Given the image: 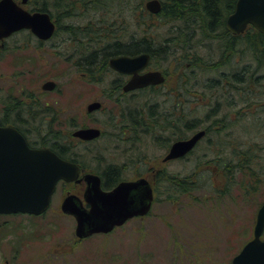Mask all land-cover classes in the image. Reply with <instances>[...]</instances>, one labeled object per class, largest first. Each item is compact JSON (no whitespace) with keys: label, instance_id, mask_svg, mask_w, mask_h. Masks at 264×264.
Masks as SVG:
<instances>
[{"label":"rangeland","instance_id":"374dc122","mask_svg":"<svg viewBox=\"0 0 264 264\" xmlns=\"http://www.w3.org/2000/svg\"><path fill=\"white\" fill-rule=\"evenodd\" d=\"M74 20L82 21L80 18L63 20L62 29L44 46L38 45L35 35L27 29L6 38L5 46L0 49V101L9 100V97L11 100H21L24 94H29L36 95L44 104L51 103L55 111L53 114L60 117L59 133L65 138L83 126L101 128L104 134L89 147L102 155L88 154L82 157L95 172L103 173L109 161L119 165L125 163L120 172L126 177L132 173L140 175L148 172V161L158 168H166L170 173L181 172L189 176V190L177 198H167L168 193L161 187L159 197L147 216L134 218L111 233L78 241L75 219L63 215L62 211L53 210H56L62 196V187L58 186L50 212L39 216L0 215V264H4L5 260L9 264H231V257L252 234V221L248 229L238 227L242 218L232 220L235 222L231 226L241 230L230 231L233 219L230 217V168L218 165L219 162L230 161L227 151L228 147L230 151V137L226 136L230 132V90L226 91L227 99L221 94L225 101L217 117L226 114L228 118L215 123L219 132H212L207 140L201 141L185 160L162 165L160 162L166 147L159 143L154 134L159 135L163 130L152 128L153 134H142L134 137L136 140L130 136L119 140V128L115 125L117 105L108 96L110 89L92 81L90 75V79L82 77V66L78 67L67 59L75 49L74 44L82 43H73L64 30V24ZM171 24L160 21L155 32L161 34V38H168L171 36ZM56 41L58 47L52 48ZM205 43L198 46L201 55L218 59L221 53L218 43L214 40ZM237 52L236 58L247 60L252 56L245 52L244 43L237 45ZM168 60L162 59L164 67H167ZM195 69L198 83H207L209 79L229 70L230 66ZM94 73L97 74V70ZM114 77V74H110L109 80ZM48 79L57 82L54 90L42 89L43 82ZM201 90L198 93L188 90L191 99L206 101L209 105V98L200 96ZM217 99L214 98L215 101ZM94 100L103 101V108L90 113L87 105ZM205 103L188 106L187 110L205 116L210 110L204 106ZM37 125L41 126L36 129L38 135L46 133L48 126L44 128L42 122ZM55 129L56 123L54 129L50 127L47 132L52 133ZM38 135L29 134L31 139ZM208 140H215L219 146ZM220 149L223 153H220ZM166 185L170 183L167 181ZM234 194L240 193L236 189ZM24 233L27 234L28 240L25 242H29L28 245H22L20 237ZM29 236H33L30 241Z\"/></svg>","mask_w":264,"mask_h":264},{"label":"flooded vegetation","instance_id":"af4514ba","mask_svg":"<svg viewBox=\"0 0 264 264\" xmlns=\"http://www.w3.org/2000/svg\"><path fill=\"white\" fill-rule=\"evenodd\" d=\"M254 30L256 32L262 33L256 27H254ZM244 32L240 34H243ZM230 34L232 35L231 40L234 36L240 35L234 34L231 31ZM55 36L56 34L47 40L40 39L36 36L35 38L37 39L38 45L44 46V44L53 39ZM69 37L68 38L71 39L73 43L76 41L82 42L77 43L76 46L74 44L75 49H73L69 54V56H71V61L78 67L82 66L84 69L82 77L89 78L88 76L90 75L92 81L102 83L107 89H110L111 91L108 96L114 99L117 105V111L115 114L117 124L115 125H117L119 128V134H117L119 140H122L127 136H130V138L133 139L134 137H139L142 134H153L152 128L163 130V132L159 135L154 134V137L160 141L159 143H161L163 147H166V151L160 162L162 165H164L167 162L185 160L201 141L208 139L206 130L207 127L210 126L216 128V119L219 117L210 115L207 116V114L205 116H197L195 114L192 115L191 112H189L190 110H187L188 106H193L200 102H206L198 99H188V90L205 89L210 84L187 83L185 69L183 68L187 64L184 53L181 54L180 52V54L176 55L177 51H159V54H165L163 58L169 59L167 61V67H164L162 61L163 58L154 59L149 52L142 51L137 53L118 54L135 56L141 53H149V63L144 69L140 70L139 73L143 74L148 71L160 70L165 76V80L161 83L149 84L133 89H125L126 84L131 80L134 74L121 72L113 69L110 66V59L118 55H114L109 58V67L107 68L108 71L106 73L95 68L98 73H94V75L91 76L89 66L87 65L89 61H87V58L85 57L89 53V44L87 42L88 39L85 36L73 34H70ZM147 38L155 40L157 36H150ZM126 39H139V37L128 36ZM5 40L6 38L4 40H0V49L5 46ZM234 42V40L231 41L230 132L226 133V136L230 137V151L229 147L227 148V151L230 154V161L219 162L218 165H220L222 168H230V217L233 218L231 221H236L242 218L241 225L238 227H248V229L250 225L249 222L252 221V234L242 244V246L239 248V251L231 257V264H234V257L242 251L245 245L254 239L259 211L264 205V140L262 141L264 133V37L260 42L261 45L259 46V56L257 57L256 55L252 54V56H250L247 60L235 57L238 52ZM241 44L242 43H239V46ZM166 45L169 46L168 44H164L161 45V47H166ZM51 46L52 48L58 47V42H54V44ZM154 48H160V46L156 44L154 45ZM110 74H114L115 76L111 80H109ZM208 101L210 104L212 103L210 100ZM1 102L3 103L1 104ZM101 102L103 103V101ZM209 105L207 103L204 104V106L211 108ZM52 108L53 106L51 103L46 102L44 104L42 100L37 98L36 95L24 94V98L21 100H11L10 97L9 100L2 99L0 101V125L11 126L18 129L32 148H49L58 153V144H56L57 140L50 139L49 135L53 133L47 132L48 128H50L49 123L53 122L54 118H56V115L53 114L55 111L52 110ZM102 108L103 105L101 109ZM220 118L225 121L228 116L224 114ZM188 119H198L201 122H206V126L204 125L195 128L196 130L204 128L206 130V134L198 141L196 146L190 152L183 156L165 160L173 143L178 140L190 138L196 132L195 130L188 134ZM41 122L44 128H46V126L48 127L46 129V133L38 135L39 133L36 131V129L40 128L41 126L37 124H41ZM101 131L102 132L99 137L91 140H85L74 136L72 132L70 136L62 138L60 141L65 144L67 143L70 148H73L75 145L84 146L98 140L104 134L102 129ZM30 133H36L38 137L31 139L29 136ZM134 139L136 140L137 138ZM208 141L219 146L215 140ZM220 153H223L222 149H220ZM82 157L83 155H81L80 158H77L78 161L69 158L70 161L76 162L80 166V179L58 181L51 197L50 205L43 213H0V215H44L50 212L49 210L52 208L54 195L58 190V186H61V200H59L56 210H53L55 212H57V210L59 212L62 211L63 215L73 217L75 219V235L78 241H82L83 239L85 240L93 235L111 233L134 218L145 217L150 214L155 201L159 197L158 194L160 193L161 187L164 191H166V193H168L167 198H177L179 195L186 194L185 175H182L181 172L175 174L170 173L166 168H158L155 164H151L148 161L147 173L140 175L132 173V175L127 177L120 173L121 179L116 184L113 183L112 180L103 178L100 174H98L101 177V189L104 191L112 190L123 181H133L140 177H146L150 183L154 196L151 210L147 215H136L127 219L122 225H116L108 232H94L92 234L79 236L76 232L78 224L76 215L73 213L64 212L62 206L65 199L67 197H71V205L76 210L88 212L92 211L93 209V203L91 200L94 199V197L87 193L90 184L87 179L83 178V175L88 172L94 173V171L88 166ZM145 160H147V157H145ZM106 167L117 168L119 172H122L125 167V163H121L119 165L117 163L107 161L105 168ZM167 173L171 175V178L168 177V179H166L165 175ZM176 177L179 179L176 180ZM162 179L165 181L164 184H161ZM167 181L172 187L170 185H166ZM176 183L180 184L176 185ZM236 189L240 194H234ZM137 192L138 191L134 190L132 193L135 194ZM131 207H133V205ZM253 215L254 218L252 220ZM235 221L230 223V231L234 229L238 231L241 230L235 226L234 228L231 226ZM26 235L27 234L24 233L20 237L21 241L23 242L22 245L29 244L28 241V243L25 242V240H28ZM32 237L33 236H29V241ZM260 239L264 241V228ZM260 257L264 258V249L262 250ZM4 264H9L8 260H5Z\"/></svg>","mask_w":264,"mask_h":264},{"label":"water","instance_id":"95a60500","mask_svg":"<svg viewBox=\"0 0 264 264\" xmlns=\"http://www.w3.org/2000/svg\"><path fill=\"white\" fill-rule=\"evenodd\" d=\"M29 0H0V40L13 33L30 29L38 38L52 37L56 23L47 11H31L24 5ZM146 8L152 13L160 12L161 0H147ZM252 24L264 33V0H237L234 11L226 20V28L240 34ZM150 54L135 56L118 55L110 59V66L118 71L133 73L125 89L161 83L165 76L160 70L140 74L149 63ZM57 82L48 79L42 84L44 90H54ZM102 102L94 100L87 105L89 112L100 109ZM99 127L89 126L74 130L73 135L91 140L101 135ZM201 129L190 138L173 143L165 160L183 156L191 151L205 135ZM80 166L61 157L49 148H32L23 134L11 126L0 125V213L27 212L40 214L50 205L52 194L60 179H80ZM90 186L87 193L92 199V211L84 212L72 207L71 197L63 203L64 212L77 217V234L84 236L94 232H108L136 215H146L152 206L153 191L146 177L123 181L110 191L101 189V177L93 172L83 175ZM138 191L133 194V191ZM133 205V207H131ZM264 228V205L258 215L255 237L234 257V264H264L260 257L264 241L260 239Z\"/></svg>","mask_w":264,"mask_h":264},{"label":"trees","instance_id":"16d2710c","mask_svg":"<svg viewBox=\"0 0 264 264\" xmlns=\"http://www.w3.org/2000/svg\"><path fill=\"white\" fill-rule=\"evenodd\" d=\"M237 0H162V8L159 13L150 12L146 6V0H29L26 7L31 11H47L57 23L58 34L62 29V22L68 18H80L71 23L64 24V30L68 35L85 36L89 43V53L87 58L91 75H94L95 68L102 72H107L109 67L108 60L111 56L120 53L149 52L154 59L163 58L162 52L177 51V54L184 53L186 65L185 69L187 83H198L196 77L197 67L201 68H220L224 65L230 66L231 63V41L234 44L244 43L245 52L259 56L260 42L264 37L263 33L256 32L253 26L238 36L232 35L225 26L226 18L231 14ZM84 19V20H83ZM157 21V23H156ZM160 21L172 22L170 28V38H161V34L155 32V27ZM256 32V33H254ZM32 35L31 33H29ZM158 36L155 40L148 39L150 36ZM128 36H138L139 39H126ZM261 39V40H260ZM216 41L218 50L221 49L220 57L213 59L202 56L198 51V46L205 45V42ZM160 48H154V45ZM168 44L166 47L161 45ZM211 49V48H210ZM172 56V55H170ZM67 56V59H71ZM207 59V60H205ZM211 86L208 89H202L200 96L209 98L210 110L207 116H217L220 113V107H223L224 99H227L226 91L230 90V69L222 72L219 77L211 78L207 81ZM207 88V87H206ZM200 90H193L198 93ZM224 99H222L221 97ZM188 91V99H190ZM214 98H218L216 101ZM197 115V113H192ZM60 117L54 118L49 125L53 130L49 137L56 139L58 153L65 158H72L78 161L81 155H102L96 154V150L90 149L89 145L70 148L67 143L60 140L65 138L59 133ZM187 131L193 132L200 126H206V122L198 119L187 120ZM216 121L222 122V118ZM228 125V124H226ZM58 130V131H57ZM208 136L212 132H219V128L207 127ZM80 147V149H76ZM117 168L106 167L103 173H99L103 178L117 183L120 179ZM166 179L171 178L170 174L165 175ZM179 178L176 177V180ZM186 191L189 190L187 183L189 176L185 177ZM165 181L162 179L161 184ZM180 183H176L179 185Z\"/></svg>","mask_w":264,"mask_h":264}]
</instances>
